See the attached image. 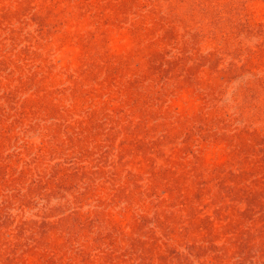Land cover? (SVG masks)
<instances>
[{"label": "rangeland", "instance_id": "1", "mask_svg": "<svg viewBox=\"0 0 264 264\" xmlns=\"http://www.w3.org/2000/svg\"><path fill=\"white\" fill-rule=\"evenodd\" d=\"M0 264H264V0H0Z\"/></svg>", "mask_w": 264, "mask_h": 264}]
</instances>
